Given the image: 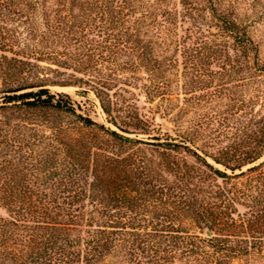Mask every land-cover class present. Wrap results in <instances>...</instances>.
<instances>
[{"label":"trees","instance_id":"obj_1","mask_svg":"<svg viewBox=\"0 0 264 264\" xmlns=\"http://www.w3.org/2000/svg\"><path fill=\"white\" fill-rule=\"evenodd\" d=\"M227 9L0 0V264H264L260 90L250 121L216 152L194 149L179 130L185 111L181 121L155 101L180 61L184 89L191 73L200 90L264 74L258 44ZM51 86H87L116 129ZM169 114L165 129L157 116Z\"/></svg>","mask_w":264,"mask_h":264},{"label":"rangeland","instance_id":"obj_2","mask_svg":"<svg viewBox=\"0 0 264 264\" xmlns=\"http://www.w3.org/2000/svg\"><path fill=\"white\" fill-rule=\"evenodd\" d=\"M191 1L200 2L201 0ZM217 1L223 5H226L228 8L227 12H231V16L247 28L251 37L258 44L260 49V59L264 62V0ZM179 8V10H183L182 7ZM187 22L189 21L187 20ZM207 22L210 25L212 21L208 20ZM188 24L181 23L182 29L190 26ZM180 32L178 33L177 37L173 38L174 40H181V38H183L184 34H182L183 32L181 30ZM175 42L176 41H174V43ZM172 54L173 53H171L169 56L173 57ZM197 62L199 63L198 69H200L201 74L207 75L210 70L209 66H203L202 63H200V60H198ZM105 64V66H107L108 63L105 62ZM178 66V70L175 69L177 71H174L173 74L169 75L172 78L171 81L174 82L173 87L169 88V91H167L165 97L161 98L160 95H157L155 101L158 102L162 99L161 102H165L171 107L172 116L174 118L176 117V114L179 113V119L181 121V112L185 111L184 121L186 122L183 123L184 126L180 127L179 130L192 138L193 148L197 149L200 153H202V150L216 152L219 144L226 145L228 142H231L236 138V136H238V132L242 123L247 124L251 119V114L254 112L255 107L253 104H251V98L254 94H257L259 90L262 96V106H257V108L261 109L262 107V109H264V74L259 73L257 75H254L252 77H255V79L252 80L248 78L246 82L243 81V86H239V84L242 85V83H239L241 81L238 82L236 79H229L227 81L226 88H221V91V89H218V82H215V84H213L214 87H211L210 89H207V87L203 86L200 90L199 87L195 86L196 84L198 85V83H193V81L195 80L194 78H196V74L191 73L187 78L189 84L188 88L184 89L182 87L183 77L181 76V70L183 69L181 61ZM214 68L215 67L213 66L211 67L212 70H214ZM138 75L144 76V81H139L140 86H142V84L146 82L147 79L145 70L142 69L141 71H139ZM176 76H181V80L175 78ZM141 88L142 87H140L139 89ZM51 90L54 93L65 92L70 94L79 113L90 115L96 121L104 123L107 126L112 127L113 129H116L107 121V116L103 112L99 99L96 97L95 93L87 86H51ZM220 91L224 94H220ZM138 93L141 94L140 100L142 104L146 99L143 93ZM238 98L246 100L244 106L240 105ZM226 104L229 105L226 106ZM167 116V118H161L158 115L157 122L163 124L165 129H172L174 126L172 122L168 120L172 117L170 118V114ZM72 121L73 120L70 118L64 122ZM92 131L93 130H87V133L92 134ZM46 132L47 134H49L48 130H46ZM170 132L173 135L177 134V131L174 132L173 130H170ZM120 133L130 137L139 136L145 139H149L148 137H150L148 134H127L123 132ZM263 160L264 158L260 160V162ZM189 227L192 228L191 225Z\"/></svg>","mask_w":264,"mask_h":264},{"label":"water","instance_id":"obj_3","mask_svg":"<svg viewBox=\"0 0 264 264\" xmlns=\"http://www.w3.org/2000/svg\"><path fill=\"white\" fill-rule=\"evenodd\" d=\"M206 234H207L208 236H211V232H210L209 230H206Z\"/></svg>","mask_w":264,"mask_h":264}]
</instances>
